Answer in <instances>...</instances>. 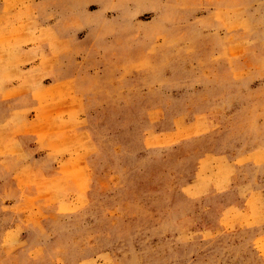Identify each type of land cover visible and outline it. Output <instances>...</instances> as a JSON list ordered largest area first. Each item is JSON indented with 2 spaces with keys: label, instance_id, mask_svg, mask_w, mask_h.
<instances>
[{
  "label": "rangeland",
  "instance_id": "1",
  "mask_svg": "<svg viewBox=\"0 0 264 264\" xmlns=\"http://www.w3.org/2000/svg\"><path fill=\"white\" fill-rule=\"evenodd\" d=\"M0 264H264V0H0Z\"/></svg>",
  "mask_w": 264,
  "mask_h": 264
}]
</instances>
